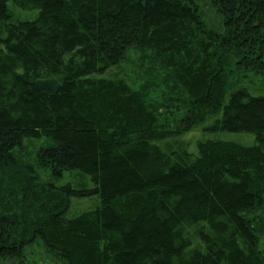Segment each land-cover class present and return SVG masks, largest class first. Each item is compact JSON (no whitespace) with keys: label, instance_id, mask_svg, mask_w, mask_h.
<instances>
[{"label":"trees","instance_id":"1","mask_svg":"<svg viewBox=\"0 0 264 264\" xmlns=\"http://www.w3.org/2000/svg\"><path fill=\"white\" fill-rule=\"evenodd\" d=\"M211 3L218 30L198 0H0V263L38 244L60 264H264V95L231 87L264 75V0ZM131 50L187 97L180 128L105 78ZM43 138L35 163L82 174L80 190L23 162Z\"/></svg>","mask_w":264,"mask_h":264},{"label":"rangeland","instance_id":"2","mask_svg":"<svg viewBox=\"0 0 264 264\" xmlns=\"http://www.w3.org/2000/svg\"><path fill=\"white\" fill-rule=\"evenodd\" d=\"M200 7V12L203 18L209 23L210 26L216 27L217 30L220 28V22L216 11L211 3V0H198ZM9 10L11 12L12 18L19 21H34L38 12H24L15 7L13 2L8 4ZM143 60V61H141ZM145 61V62H144ZM153 61L149 54L141 52L139 50H131L127 53L126 58L115 68L106 73L105 78L115 82H125L132 86L135 90H141L145 88L147 92V103L153 111H156L159 116V121L165 123L171 128H180L181 121L187 112V97L183 96L179 89H176L175 85L168 80V83L162 79H156V73H149L150 69L153 67ZM153 70V69H152ZM145 71V73H144ZM241 85H246L247 88L253 94L264 95V75L258 76L254 72H241L234 79H232L231 87L236 89ZM169 86V87H168ZM169 88L172 89L170 93L171 96L167 95L170 92ZM170 97V100H166V97ZM176 111L172 108V103ZM173 106V107H174ZM192 140L195 141L200 139L201 136L198 133L190 135ZM212 135H207L211 138ZM216 137L221 139L234 141L241 146H251L253 144L254 137L251 135H229V134H215ZM253 138V139H252ZM52 141L43 138L38 141H28L24 143V150H19L21 153V158L23 162H28L29 164L35 165L37 172L48 181H52L51 171H44L39 164L35 163L36 156L41 149H46L51 147ZM83 175L77 172H65L60 178L59 182H53L57 187H63L66 185H71L74 189L80 190L81 177ZM85 177V176H83ZM88 178V177H86ZM89 179V178H88ZM88 189H93V186L88 187ZM82 201V202H81ZM81 201L76 202L73 200L71 205L70 217L73 218L75 214L82 213L84 211H89L94 207L96 203L99 202L96 196L91 198H81ZM262 215L263 212H262ZM264 221V219H263ZM260 245L259 250L264 257V231L259 237ZM13 264H16L12 262ZM9 264V263H0ZM19 264H60L55 258H53L45 249L40 245L35 244L33 247L28 248L23 258V262Z\"/></svg>","mask_w":264,"mask_h":264}]
</instances>
